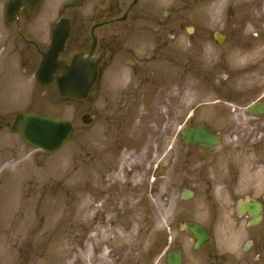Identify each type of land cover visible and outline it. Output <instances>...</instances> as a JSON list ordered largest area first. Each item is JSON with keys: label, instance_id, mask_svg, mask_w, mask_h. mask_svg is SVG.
Listing matches in <instances>:
<instances>
[{"label": "flooded vegetation", "instance_id": "obj_1", "mask_svg": "<svg viewBox=\"0 0 264 264\" xmlns=\"http://www.w3.org/2000/svg\"><path fill=\"white\" fill-rule=\"evenodd\" d=\"M10 1L3 0L4 7ZM43 1L33 8H22L13 22L5 19L9 34L4 37L12 44L6 57L10 56V65L14 62L23 65L21 76L33 81L40 53L51 46L53 50H63L58 60L69 64L75 55H82L95 67V78L86 97L80 100L84 103L80 118L85 116L86 120L82 123L86 135L84 159L86 171L91 169L92 173L91 185L87 181L86 186L87 193L94 198L93 206L88 208L98 205L99 194L107 195L109 200L105 203L113 208V198L118 194L114 181L122 166L128 169L123 170L128 179L140 172L146 179L155 177L166 183L162 198L167 205L170 181L181 182L184 178L194 181L199 175L195 158L201 151L212 155V170L217 178H221V172L229 175L221 193L230 199L238 198L247 170V160L241 157L255 153L264 144L257 141V134L261 133L257 132V124L264 123V112L249 111L253 104L264 103V0H180L200 10L201 19H196L193 26V53L187 54L184 50H162L158 41L153 50L138 45V37L150 32L143 26L152 15L151 6L169 0H64L50 20L46 17L50 13L48 3L47 11H36ZM170 15V12L161 14L165 21ZM151 25L153 34L158 36L162 24L155 20ZM179 27L182 29L183 23ZM236 50L242 53L240 65L232 60ZM186 66H191L192 71H186ZM189 76L198 85L207 84L212 93L216 94L219 87L223 100L233 98L228 84L236 80L238 83L239 79L241 97L250 100L244 108L251 119L247 125L255 126L256 131L237 130L230 134L228 130L225 136L229 142L225 144L221 132L204 126L218 136V145L205 151L186 145L184 128L201 125L191 119L195 107H185L184 86ZM47 86L56 83L52 81ZM190 109L192 114L186 122ZM232 152L237 158H231ZM156 160L161 164L153 167ZM221 161L224 165L219 164ZM254 165H258L257 161ZM93 177L99 180L98 184L92 185ZM104 181L110 184L106 189L101 185ZM247 187L250 191L234 206L201 208L209 215L207 222L189 214L195 208H177L162 229L163 264H167L168 255L174 251L179 253L181 264H264V192L258 191L257 185ZM191 192L193 199L196 192ZM181 197L182 194L180 200ZM246 199L261 206L254 226H250L253 217L238 211L239 202ZM186 224L202 228L208 240L196 247L197 239ZM143 258L130 257L125 262L152 264V256L148 255L145 261Z\"/></svg>", "mask_w": 264, "mask_h": 264}, {"label": "rangeland", "instance_id": "obj_2", "mask_svg": "<svg viewBox=\"0 0 264 264\" xmlns=\"http://www.w3.org/2000/svg\"><path fill=\"white\" fill-rule=\"evenodd\" d=\"M63 1L44 0L36 11H47L48 3L50 13L46 17L50 20ZM4 6L0 0V264H126L130 257L143 256L142 261H145L148 255L152 256V264H163L162 229L177 208H195L189 214L207 222L209 215L201 208L219 204L234 206L235 201L250 191L247 186L257 185V190L264 192L263 144L255 153L241 157L247 160V170L236 199L222 194L229 175L221 172V178H217L212 170V155L201 151L195 158L199 175L194 181L187 178L181 182L170 181L167 205L162 198L166 183L155 177L146 179L140 172L128 179L124 177L122 166L115 182L119 187L113 208L105 203L109 199L104 194L97 195V206L88 208L93 206L94 198L87 193L86 186L87 181L91 185L92 173L91 169L86 171L84 159L86 135L80 121L84 103L60 98L56 86L42 88L32 79L22 77L23 65L19 62L10 65L6 50L10 52L12 44L4 37L9 34ZM150 9L152 15L143 26L150 32L138 37V45L153 50L158 41L162 50L193 53L195 37L185 29L193 27L196 19L200 21V10L180 0H169ZM162 12L171 14L166 21ZM155 20L162 24L158 36L153 34L151 25ZM181 23L184 24L182 29ZM204 24L209 26L208 22ZM24 52L27 56L28 52ZM232 60L240 65V50L232 53ZM185 70L192 71V68L186 66ZM240 84L239 79L238 83L237 80L229 83L233 98L223 100L219 87L215 94L203 82L198 85L190 76L185 80V107H195L191 119L211 131L221 132L225 144L229 142L225 136L228 130L230 134L237 130L256 131L255 126L247 125L251 119L245 115L244 108L250 100L241 97ZM30 111L71 121L74 127L71 141L52 156L24 145L19 136L10 132V126L17 114ZM191 114L192 109L186 113V122ZM257 126V132H261L257 134V141L264 142V123ZM92 136L97 138L96 130ZM234 155L232 152L231 158H237ZM160 164V160H156L153 167ZM219 164L224 165L222 161ZM93 180L92 185L99 183L96 177ZM107 183H101L104 189L110 186ZM184 188L196 192V196L182 202L180 196ZM228 224L232 226V222Z\"/></svg>", "mask_w": 264, "mask_h": 264}, {"label": "water", "instance_id": "obj_3", "mask_svg": "<svg viewBox=\"0 0 264 264\" xmlns=\"http://www.w3.org/2000/svg\"><path fill=\"white\" fill-rule=\"evenodd\" d=\"M36 1L37 0H33L29 6H33ZM23 2L24 0H13L9 3L5 12L8 20H12L11 16L18 11ZM59 51L60 50H49L42 55L36 80L44 84L43 78L47 77L46 81H48L53 73L62 72L63 76L57 78L59 94L61 96L83 98L86 90L85 87L81 85L82 79L87 72L91 74V70H84V62L80 57L74 58L72 65L69 68L63 63H58L56 57ZM253 109L263 112L264 105H255L252 107V110ZM11 131L19 134L26 145L41 149L49 155L57 152L66 142H68L72 134L71 126L67 121L56 120L39 113H25L18 115L12 124ZM183 136L186 144L199 145L202 148H210L218 142V139L211 133L207 132L202 126L185 129ZM259 207L260 206L256 204H249L246 202L240 204L239 210L241 212L247 210L251 216H256ZM186 227L193 236L199 240V243L205 242L207 235L202 228L191 224H187ZM168 264H180L178 254H170Z\"/></svg>", "mask_w": 264, "mask_h": 264}]
</instances>
